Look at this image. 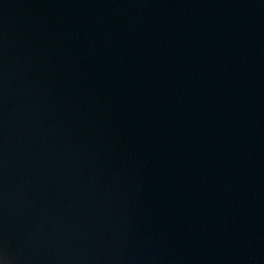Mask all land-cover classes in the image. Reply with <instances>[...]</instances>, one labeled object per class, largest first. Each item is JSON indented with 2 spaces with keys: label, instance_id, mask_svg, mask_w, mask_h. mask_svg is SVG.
I'll use <instances>...</instances> for the list:
<instances>
[{
  "label": "water",
  "instance_id": "1",
  "mask_svg": "<svg viewBox=\"0 0 264 264\" xmlns=\"http://www.w3.org/2000/svg\"><path fill=\"white\" fill-rule=\"evenodd\" d=\"M0 264H264V0H0Z\"/></svg>",
  "mask_w": 264,
  "mask_h": 264
}]
</instances>
